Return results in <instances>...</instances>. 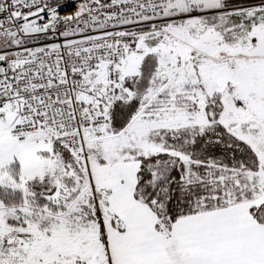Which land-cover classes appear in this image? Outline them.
I'll use <instances>...</instances> for the list:
<instances>
[{
  "label": "snow or ice",
  "instance_id": "1",
  "mask_svg": "<svg viewBox=\"0 0 264 264\" xmlns=\"http://www.w3.org/2000/svg\"><path fill=\"white\" fill-rule=\"evenodd\" d=\"M0 264H264V0H0Z\"/></svg>",
  "mask_w": 264,
  "mask_h": 264
}]
</instances>
